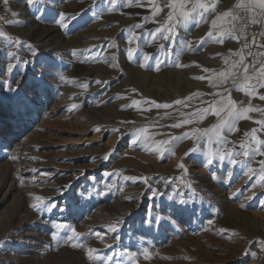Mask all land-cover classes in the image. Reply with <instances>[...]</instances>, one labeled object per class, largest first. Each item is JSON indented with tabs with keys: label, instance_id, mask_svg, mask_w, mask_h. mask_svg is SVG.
<instances>
[{
	"label": "rangeland",
	"instance_id": "rangeland-1",
	"mask_svg": "<svg viewBox=\"0 0 264 264\" xmlns=\"http://www.w3.org/2000/svg\"><path fill=\"white\" fill-rule=\"evenodd\" d=\"M168 3L8 0L0 12V29L20 41L0 38V264H264V156L237 154L264 116L249 113L218 142L202 135L213 114L187 115L224 88L248 105L231 81L209 83L241 44L206 35L215 14L169 21ZM236 3L221 0L218 12ZM169 24L172 41L152 35ZM36 196L44 203L33 208Z\"/></svg>",
	"mask_w": 264,
	"mask_h": 264
},
{
	"label": "snow or ice",
	"instance_id": "snow-or-ice-1",
	"mask_svg": "<svg viewBox=\"0 0 264 264\" xmlns=\"http://www.w3.org/2000/svg\"><path fill=\"white\" fill-rule=\"evenodd\" d=\"M8 0H4V3L7 4ZM29 6H34L40 3V0H26ZM221 0H169V3L166 5L171 11L168 14V20L173 21L174 16L179 15L181 18L180 22L184 23L196 17H199V21H207L209 16H213L211 19L210 30L206 34L209 38H215L217 42H223L225 37L229 39L236 40L241 44L239 50L231 53L235 59L229 60L225 59V64L228 65L225 71H220L216 73L215 79H209V83L213 87L223 86L231 81V84L237 90L243 92L249 97V103L247 106L243 105V101H235L231 95V89L224 88L223 92L213 93L214 96H218L219 99H213L212 101H201V103H207L208 107L197 109L196 113L187 114L191 115H207L209 113L213 114L217 118V123H215L211 128L202 130V135L207 136L211 141L213 137L216 138L218 142L224 140V133L237 131L236 128L237 122L240 119H249V113L258 112L264 116V108H257L252 103L253 98H258L261 101H264V94H258L259 89H264V0H237V3L226 9L223 12H218V4ZM154 6L155 12H159L160 8L156 5ZM239 10L243 11V15L239 14ZM16 15V13H13ZM63 14H61V19L56 20V23L65 29L70 27L69 23H65ZM12 23V21H8ZM258 26L260 28L259 32L249 33V29L252 26ZM173 25L169 24L162 28H157L155 33H152L155 36L156 33H159L161 38L166 41H172L173 36ZM251 37V38H250ZM0 38L8 41L12 44H19L20 41L17 38L15 41L0 29ZM10 56L15 58L13 53H9ZM35 55V53H33ZM132 55V50L129 49V56ZM149 59V57H145ZM27 64L28 61H23ZM11 67V65H10ZM205 72H208V69H204ZM196 79H205V77H195ZM65 79V77H61ZM225 93H228L227 97ZM200 93H194L193 96L186 98L185 100L175 101L178 105L187 106V100L192 99L194 96H199ZM136 103H139L138 101ZM17 104L20 107H24L27 104L25 98H20L17 100ZM239 105V106H238ZM73 108L77 105L73 104ZM156 107H165L168 108L170 105H159ZM182 115H184L182 113ZM192 120L185 118L181 123L173 124L172 127H181L182 124H189ZM255 123L260 125L259 129H252L251 132H246L245 136L249 137L248 144H241L242 152L237 153L243 155L244 157L251 159L257 155L264 156V139L257 138V131L264 132V119L256 120ZM145 129H140L141 133H144ZM139 138V137H138ZM145 139H148L145 137ZM177 137H172L171 140H175ZM170 140L160 141V145H168ZM156 151L160 152L161 155L164 154L166 150L164 147L157 146ZM107 156H105V159ZM211 162V161H210ZM235 159L231 160V163H239ZM260 167L258 170V175L261 181H264V160H261ZM254 170L252 167H248V172L253 173ZM171 199V197H170ZM35 200L37 203H33V208H38L40 204L44 203V198L41 196H36ZM180 203H185V201H180ZM179 211V209L177 210ZM155 220L159 221L162 219L160 216L154 217ZM57 229L63 227V225L58 224ZM79 235V234H76ZM53 239H56L57 233H52ZM81 245H74V247ZM95 249L88 248L87 252L90 258H92ZM145 258H149L148 255H145ZM106 264V262H105Z\"/></svg>",
	"mask_w": 264,
	"mask_h": 264
},
{
	"label": "bare ground",
	"instance_id": "bare-ground-1",
	"mask_svg": "<svg viewBox=\"0 0 264 264\" xmlns=\"http://www.w3.org/2000/svg\"><path fill=\"white\" fill-rule=\"evenodd\" d=\"M86 1H87V0H86ZM85 4H86V3H85ZM87 4H88V3H87ZM91 4H92V2H91ZM132 5H133V4H132ZM127 6H128V5H126V7H127ZM81 7H83V4H82ZM131 7H132V6H131ZM132 8H134V7H132ZM80 10H81V9H80ZM110 14H111V13H110ZM145 14H146V11H145ZM147 16H148V15H147ZM149 16H150V15H149ZM149 16H148V17H149ZM144 17H146V16H144ZM149 18H150V17H149ZM90 25H91V24H90ZM98 26H100V25H98ZM94 27H96V26H94ZM97 28H98V27H97ZM57 30H58V29H57ZM57 30H56V31H57ZM66 30H67V29H66ZM88 30H91V29H88ZM92 30H93V29H92ZM43 31H44V30H43ZM96 31H97V29H96ZM59 32H60V31H59ZM85 32H87V31H85ZM85 32H84V33H85ZM97 32H98V31H97ZM50 33H51V32H50ZM57 33H58V31H57ZM82 33H83V32H82ZM102 33H103V32H102ZM52 34H53V33H52ZM99 34H100V33H99ZM99 34L95 33V31H94V32H91V33L88 31L87 33H85V34H83V35H85V37H88V38H89V36H91V37H97V35H99ZM104 34H105V33H104ZM104 34H103V35H104ZM48 35H49V33H48V34H45V36H48ZM80 35H81V33H80ZM83 35H82V36H83ZM93 35H95V36H93ZM103 35H102V36H103ZM82 36L79 38L80 41H81L82 39H83V40L85 39V38H83L84 36H83V37H82ZM99 36H100V35H99ZM104 36H105V35H104ZM106 36H108V35H106ZM111 36H112V35H111ZM76 38H77V37H76ZM98 38H99V37H98ZM64 39H65V38H64ZM92 39H93V38H92ZM95 39H96V38H95ZM95 39H94V41H96ZM45 40H46V39H45ZM72 40H75V39H72ZM85 40H86V39H85ZM70 41H71V38H70ZM90 41H91V40H90ZM90 41H89V42H90ZM74 42H75V41H74ZM78 42H79V41H78ZM82 42H83V41H82ZM84 42H85V41H84ZM84 42H83V43H84ZM89 42H88V43H89ZM91 42H93V41H91ZM70 43H71V42H70ZM83 43H82V44H83ZM43 44H45V42H43ZM82 44L80 43V46H81ZM84 44H86V43H84ZM46 45H47V43H46ZM73 45H74V44H73ZM77 45H78V44H77ZM77 45H76V46H77ZM74 46H75V45H74ZM76 46H75V47H76ZM47 47H48V46H47ZM77 47H78V46H77ZM186 111H187V110H185V112H186ZM250 117H251V115H250ZM9 137H10V136H9ZM9 139H10V138H9ZM9 139H8V137H7V140H9ZM25 139H26V140H25L26 143H25L24 140H23L22 144L20 145L21 148H22V150H23V149H26L25 146H28L29 143H30V141H31V138H30L29 135L27 136V138L25 137ZM25 156H26V155H25Z\"/></svg>",
	"mask_w": 264,
	"mask_h": 264
},
{
	"label": "built area",
	"instance_id": "built-area-1",
	"mask_svg": "<svg viewBox=\"0 0 264 264\" xmlns=\"http://www.w3.org/2000/svg\"><path fill=\"white\" fill-rule=\"evenodd\" d=\"M5 3H4V0H0V12L4 9L5 7ZM249 33H252V32H259L260 31V28L258 26H252L249 30ZM251 38V37H250Z\"/></svg>",
	"mask_w": 264,
	"mask_h": 264
}]
</instances>
